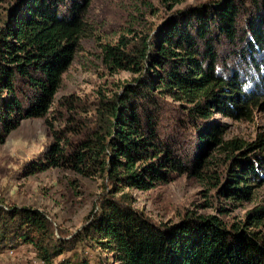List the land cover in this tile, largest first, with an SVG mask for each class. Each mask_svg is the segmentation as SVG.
<instances>
[{
    "label": "trees",
    "instance_id": "16d2710c",
    "mask_svg": "<svg viewBox=\"0 0 264 264\" xmlns=\"http://www.w3.org/2000/svg\"><path fill=\"white\" fill-rule=\"evenodd\" d=\"M88 2L7 0L0 25V140L20 119L48 112L80 39ZM127 47V41L119 40L102 45L101 51L111 69L136 73L132 81L110 95L98 91L85 109L70 94L62 95L56 104L65 105V114L56 107L45 117L55 139L36 159L37 166L69 167L83 174L102 171L113 188L77 237L103 246L120 264H264V234L258 229L237 222L227 227L215 216L189 212L158 223L125 203L124 192L114 193L120 185L147 187L181 170L180 142L159 111V95L169 94L190 103L185 114L200 145L227 149L228 187L239 178L264 181V153L243 156L245 150L263 146L264 131L249 141L222 139L220 127L206 121L211 108L249 117L253 108L264 107V78L250 79L248 70L231 63L249 64L256 74L264 68V0L189 5L174 11L149 39L131 51ZM54 120L62 121L54 127ZM241 146L238 154L228 152ZM198 155L191 154L193 163L186 168L204 164ZM194 169L208 176L204 169ZM249 187L232 185L238 195ZM246 215L264 229V200ZM22 241L30 242L46 263L68 246L64 238L53 237L39 209L0 205V251ZM85 260L76 257L65 264H88Z\"/></svg>",
    "mask_w": 264,
    "mask_h": 264
},
{
    "label": "rangeland",
    "instance_id": "374dc122",
    "mask_svg": "<svg viewBox=\"0 0 264 264\" xmlns=\"http://www.w3.org/2000/svg\"><path fill=\"white\" fill-rule=\"evenodd\" d=\"M209 1L213 0H179L172 5L169 0H89L80 39L60 77L48 112L57 107L65 114V105L58 107L56 104L62 95L70 94L85 109L96 98L98 91L110 95L123 82L133 80L136 73L109 67L102 55V45L117 44L123 40L128 42L127 48L131 51L144 38L149 39L174 11ZM6 5L7 0H0V25ZM231 63L234 68L244 67L248 70L245 74L250 79L264 78V68L256 74L249 64L236 60H231ZM159 96L163 122L172 126L175 136L172 132L169 135L180 142L178 149L183 157V166L181 170H172L167 179L156 180L147 187L125 184L120 185L114 193L124 192L126 197L122 200L125 203L158 223L174 222L189 212L198 217L215 216L227 227L230 222H237L241 227L246 225L264 234L262 226L254 224L246 215L248 210L264 200V181L239 178L230 180L231 187H228L225 184V167L229 162L227 149L213 146L210 142L199 144L185 114V107L190 103L170 94ZM159 96L156 94V97ZM215 110L211 108L206 121L220 127L222 139L236 137L249 141L264 131V107L253 108L249 117L227 116ZM48 112L40 117L20 119L0 140V205L39 209L46 216L53 237L64 238L68 246L46 263L30 242L22 241L14 247L2 248L0 264H65L76 257H85L88 264H120L103 246L88 245L87 238H78L93 214L98 212L101 197L113 192L104 173L95 171L83 174L69 167H40L36 164V159L55 139L45 122ZM61 121L54 120L52 124L55 127ZM242 147L228 152L238 154ZM195 152L207 162L200 159L203 165L186 168L192 165L191 154ZM252 153L263 154L264 144L245 150L243 156L249 157ZM194 168L204 169L208 176H199ZM240 183H249L250 187L248 192L238 195L232 185Z\"/></svg>",
    "mask_w": 264,
    "mask_h": 264
}]
</instances>
